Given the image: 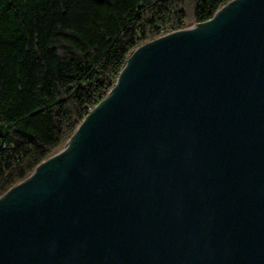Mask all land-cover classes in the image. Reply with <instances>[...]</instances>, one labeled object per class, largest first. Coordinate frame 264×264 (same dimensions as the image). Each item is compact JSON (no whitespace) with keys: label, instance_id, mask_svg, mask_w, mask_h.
<instances>
[{"label":"water","instance_id":"1","mask_svg":"<svg viewBox=\"0 0 264 264\" xmlns=\"http://www.w3.org/2000/svg\"><path fill=\"white\" fill-rule=\"evenodd\" d=\"M0 264H264V0L134 49L0 197Z\"/></svg>","mask_w":264,"mask_h":264},{"label":"trees","instance_id":"2","mask_svg":"<svg viewBox=\"0 0 264 264\" xmlns=\"http://www.w3.org/2000/svg\"><path fill=\"white\" fill-rule=\"evenodd\" d=\"M232 0H0V197L57 153L131 52Z\"/></svg>","mask_w":264,"mask_h":264},{"label":"rangeland","instance_id":"3","mask_svg":"<svg viewBox=\"0 0 264 264\" xmlns=\"http://www.w3.org/2000/svg\"><path fill=\"white\" fill-rule=\"evenodd\" d=\"M194 25V24H193Z\"/></svg>","mask_w":264,"mask_h":264}]
</instances>
